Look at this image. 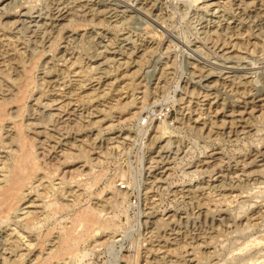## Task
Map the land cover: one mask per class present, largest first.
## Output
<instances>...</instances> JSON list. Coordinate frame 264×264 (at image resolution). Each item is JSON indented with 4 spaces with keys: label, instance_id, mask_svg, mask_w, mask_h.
I'll list each match as a JSON object with an SVG mask.
<instances>
[{
    "label": "rangeland",
    "instance_id": "obj_1",
    "mask_svg": "<svg viewBox=\"0 0 264 264\" xmlns=\"http://www.w3.org/2000/svg\"><path fill=\"white\" fill-rule=\"evenodd\" d=\"M7 1H1L0 7ZM13 1V6L21 4L17 11H26L19 6L31 8L30 14L37 21L31 24L39 25L36 29L32 25V33H25L20 27L7 25L14 16L0 17L1 50L10 51L19 60L17 63L26 68L36 56L32 74L35 87L28 105L54 112L56 106H43L46 101L71 100L74 109L83 114L98 106L108 111L106 117L95 114L96 120H104H99V124H113L112 129L104 125L91 132L75 135L72 131L64 135L82 140L81 157L73 164L63 163L53 174L52 165L65 161L60 149L57 154L53 153L52 158L57 157L48 159L45 170L40 173V176H47L43 185L35 182L37 192L32 191L19 203L23 210L16 215L20 217L2 224L6 234L11 233L13 239L19 238L22 251L29 247L31 256L46 255L52 242L46 241L41 250L40 245H35L36 237L42 238L49 228L55 227L46 238L53 240L64 225L71 224L75 210L91 207L101 212L100 220L108 221L109 228L96 235L94 231L84 233L72 257L54 261L55 264H165L168 261L167 264H181L182 258L176 260L174 257V260L168 254L167 261L163 250L202 241L210 246L200 252L201 259L195 264H264V241L244 248L250 240L264 237V115L258 111L255 116L260 117H250L252 126L244 133L234 135L218 128L209 133L199 130L211 118L226 117L223 113H230L227 110L230 106H241L238 102L240 93L249 91L254 97L264 98V10L260 15L255 11L260 8V3L246 9L238 0L226 5V0L202 3L196 0ZM222 1V7L213 6L208 10L205 6ZM218 7L221 12L211 15ZM38 14L42 17L37 18ZM62 17L64 19L60 20ZM77 20L87 21L85 25L74 27L72 22ZM225 39L236 48L219 50L223 49L221 43ZM41 43H46L48 48L39 56L38 51L43 48ZM240 44L245 47L241 48ZM50 45L53 46L51 49ZM101 54L106 57L102 59ZM97 65L100 69L95 67ZM206 72L212 74L205 76ZM200 75L204 76L201 78ZM238 76L243 81L240 82ZM87 77H93V80L82 83ZM81 83L86 86L76 91L75 96L70 94L69 90L73 93ZM206 84L213 85L206 87ZM37 97H41L42 103L36 106L34 99ZM213 102L217 104H210ZM262 102L257 101L264 104ZM198 113L203 122L199 123L200 128L189 118L195 119ZM12 126L11 120L4 123L3 137L10 134L6 131ZM160 127L165 128L163 133ZM122 133L128 136L124 141L108 138ZM95 137L99 145L94 150L97 153L88 156L86 143ZM0 151H3L0 153L2 183L8 170L1 169V160L9 149L1 148ZM79 152L80 149L76 153ZM160 155H167L168 164L159 169L166 171L159 181L158 177L155 179L159 171L156 172L153 166ZM77 167L82 172L79 176ZM121 183L126 188L121 189ZM77 193L81 195L75 210L69 208L53 214L46 208L58 194L71 203ZM226 198L228 207L221 203ZM208 203L219 205L210 217L205 218ZM25 211L38 212L40 222L31 233L14 223L22 221L23 214L20 213ZM156 220L172 222L159 231L161 236L168 233L167 240L158 238L157 233L151 235L152 227L156 226L152 223ZM101 241L104 242L99 243ZM182 263L188 264L184 260Z\"/></svg>",
    "mask_w": 264,
    "mask_h": 264
},
{
    "label": "bare ground",
    "instance_id": "obj_2",
    "mask_svg": "<svg viewBox=\"0 0 264 264\" xmlns=\"http://www.w3.org/2000/svg\"><path fill=\"white\" fill-rule=\"evenodd\" d=\"M1 1L3 2L4 0H0V2ZM203 1H207V0H196L195 2L202 3ZM234 1L235 0H226L225 5L227 3H230V2L233 3ZM238 1L242 5V7L244 6V7H246V9L247 8L251 9L252 7H256L260 3V5H261L260 8L259 9L257 8L255 10L257 14L261 13L262 10H264L263 9L264 8V0H238ZM7 2H6V4H4V5H2L0 7V17H3V18L4 17H8V16H14L15 17L14 20H10L11 22L7 23V25L9 24V27H10V25H11V27L13 26L14 28L20 27V30H23V32H25V33H27V32L30 33L31 32L32 33V31H33L32 25L34 26V28H35V26H39V25L31 24L34 21L37 22L36 18H33L35 16L30 14L31 11H32L31 8L29 9V7H26V6H19V7H22L23 9H25L26 11L25 12H23L22 10L17 11L18 5H21L19 2H18L19 4L17 3L18 4L17 6H15V5L13 6L12 5V3L15 2L13 0H9ZM223 3H224V1H222L220 4H217V2H210L209 4H206L205 6H206V8L208 10H210V9L213 8V6L222 7L221 5ZM240 4H238V5H240ZM224 7H226V6H224ZM229 8H231V7H229ZM238 8H239V6H238ZM238 8H236V9H238ZM219 9L214 10V12H212L211 15L216 16L218 13L221 12V9L220 10ZM262 13H264V12H262ZM63 14H62V16H63ZM230 14L232 15L231 12H230ZM257 14H255V15H257ZM50 16H52V15H50ZM36 17L40 18V17H42V15L38 14ZM222 18H223V16L221 17V21L224 19V18L223 19ZM236 18L238 19V16ZM63 19H64V17H62L60 20H63ZM77 21L78 22H74V23L72 22V25L74 27L85 25L87 20L86 21L85 20H81V21L77 20ZM225 21L227 22L226 19H225ZM64 27L65 26H63V28ZM227 28H228V24H227ZM229 29H230V27H229ZM20 30H19V33H20ZM255 32H256V30H255ZM253 34L254 33H251L252 36H253ZM254 36H256V35H254ZM227 40L228 39H225L224 41H222L223 43H221V45H222L221 47H223V49H219V50H224V49H227L229 47L233 48L234 45L231 44L232 42H230L229 40L227 41ZM216 43L217 42H215L214 45H216ZM245 43H247V41ZM41 44H43V43H41ZM45 44H43L41 46V47H43L42 50L38 51V54H40L39 56H42L44 53H46V49L48 47L46 48ZM52 44H53V46L56 45V44L54 45L53 42H52ZM249 44H251V43H249ZM53 46H51L50 49ZM240 46H241V44H240ZM242 46H244V45L242 44ZM242 46H241V48H242ZM234 48H236V45L234 46ZM238 48H240V47L238 46ZM11 49L14 50V48H11ZM252 51H253V49H252ZM9 52L10 51H8V50H1V48H0V58H1V61H2L0 63V149L1 148H3V149H5V148L7 149L8 148L9 149V153L4 155V158H2V160H1L2 163H3V166H1V169L7 168L8 174L4 177L3 182L0 183V264H55L54 261H66L67 257H70V258L72 257L74 251L78 247V242H79V240L81 239V237L83 236L84 233H88L89 231H94L95 232L94 235H96V234H99L98 232L100 230L109 228L108 227L109 226L108 221L100 220V213L101 212L99 213V211H96L95 209H93L91 207H88V208L86 207L85 209H77V210L74 209L80 202L81 193L75 194L74 195V197H75L74 200H70V201H74V202H71V203H69V202L63 200L62 198H60V195L58 194L57 196H55V198L52 201L49 202V204H47L46 208L48 207L52 211L51 213H53V214H56L57 212L59 213L60 211H65V210H67L69 208L72 209V210H75V211H74V214L71 217V221H70L71 224L69 226L64 225L62 227V229L58 232V235L53 240L49 241L46 238L51 236L52 230L55 227L49 228L47 230V232L45 234H43L42 238H37L36 237L37 242H36L35 245H40L41 250H43V247H44L46 241H48L47 243L52 242L51 243L52 245H51V247H49V251L46 253V255L39 254V255L31 256L32 250L29 247H27L26 251H22L21 246H23V244L20 243L21 241L19 240V238L13 239V237L10 236L11 233L10 234H6V232L3 230V225L2 224L13 221V218L17 219V218L20 217L19 215H16L17 212H19L20 210H23V209H21L19 207V203L23 199H25L27 196H29L32 193V191H36L37 192V190H36L37 186L35 185V187H34V183L35 182H39V186L43 185V183L45 182L44 178L47 177V176H45V175L40 176V173H42V171L45 170L44 167H45V165L48 164L47 160L52 158V154L53 153L56 152V154H57V150L60 149L59 153H62V157H64V159H65V161H63L60 164L54 161L55 163L52 165V166H54L52 168L53 171L51 172L53 174H56L58 172L59 166L62 165L63 163L66 162V163L73 164V163L77 162L76 160L81 157V155H82L81 143L84 144L82 142V140H78V138H75V137H73V138L64 137L65 134L67 135L68 133H70L72 131H75V133H76L75 135L80 134L81 132H84V131H86V133H87V132H91L93 129H97V127H102L104 125H106L105 128L112 129L113 124H108V123L107 124H99L100 123L99 120H103V119L101 118L99 120H96L95 119V117L97 115L96 113H100V114H102V116L104 115V117H106V114L108 113V111H106L104 109H101L98 106L95 107L93 110L86 112V114H83V113H79V111L77 109H74V104L72 103L71 100H69L68 102H64V101H59V99L55 98L53 100L46 101V103H44L43 106L44 107H48V108H52V107L56 106L55 107L56 111H54V112H46V111L44 112V111H41V109L34 108L32 106L33 104L32 105H28L27 101H28L29 98L32 97V92H33L34 87H35L34 86L35 82L32 79V74H33V71L35 70V67H36V62H35L36 56L31 58L32 60H30L31 61L30 62V66H29V68H26L25 66L19 65L18 64L19 60L17 58H15V56H13L14 54L12 55ZM38 54H37V56H38ZM103 55H105V54H103ZM101 56H102V54H101ZM103 57H106V56H102L101 58L103 59ZM224 57L227 58L226 55ZM93 58H95V57H93ZM228 58H230V56ZM104 59H106V58H104ZM106 60H104V61H106ZM5 63H7V64L5 65ZM5 66H7V68H4ZM95 67L97 68L98 65L95 66ZM201 69L202 68H200V73L203 74V72H201ZM96 70L97 69H95V71ZM105 71H107V70H105ZM202 71H203V69H202ZM209 72L208 73L206 72L205 76H208V75L212 74V73L210 74ZM105 73L107 74V72H105ZM109 73H110V71H109ZM100 74L101 73H99L98 76H100ZM165 74H166V72H165ZM244 75H246V73ZM101 76H103V75H101ZM193 76H195V75H193ZM203 76L204 75H202V77ZM200 77H201V75H200ZM160 78H162V77H160ZM92 80H93V77L92 78L91 77H87L86 79H84V81L82 83H85V81H90L91 82ZM98 80H100V78ZM225 80H226V78H225ZM231 80H233V79H231ZM101 81H100V83H101ZM214 81L216 82L217 80H214ZM214 81L213 82L211 81V82L213 84H215ZM228 81H230V79ZM241 81H243V80H241V78H240V82ZM231 82H233V81H231ZM82 83L81 84H77V85H79L78 88H74L77 85L73 87L74 88L73 89V93H71V91L69 90L70 94H72L73 96H75V94H78V93H76V91L81 90L84 86H86L85 84H82ZM213 84H206V87H207V85H210V87H211V85H213ZM107 85H109V84H107ZM164 86H165V84H164ZM185 86H187V85H185ZM90 88H92V87H90ZM183 89H186V88H183ZM237 89H239V88H237ZM192 90H191V92H192ZM92 91H95V89H93ZM186 91H188V90H186ZM244 91H246V90H244ZM251 93L252 92H249V91H248V93L247 92L243 93L244 96H243V94L241 95V93L239 94L240 98H243L242 100H239L240 98L238 99V102H240L242 104L241 106L238 104L236 108L232 107V106H230L231 108H229V109L226 108L227 110L230 111V113L228 112L227 115H226V113H223V114H224V116L230 117V118H226V117L222 118L221 117L219 119V117L215 116V118L217 117V119L214 120V119L211 118L209 122L207 121V123H203L202 121H200L202 119L201 118L202 116L200 115L201 113H198L199 115L195 119H193L194 117L192 118V116L189 117V118H190V120H192L193 124L196 123V125H199V123L202 122L203 123L202 127H201V125H199V127L198 126L197 127L198 128L201 127L199 130L200 131L204 130L205 132L207 131V133L212 132V130L215 129V128L224 129L228 133H232L234 135L235 134H239V133L248 132V131H246V129H248V128H250L252 126L251 125L252 121L250 119L253 116L255 118L260 117L259 115L255 116V114L258 111L261 112L260 115H264V104L257 103V101L258 102L264 101V98H261V96H259V95L254 97V95L251 94ZM204 94H205V92H204ZM190 95H191V93H190ZM211 96H213V95H211ZM202 97L205 98L204 95ZM262 97H264V96H262ZM200 98H199V100H200ZM209 98H211L210 95H209ZM209 98H208V100H209ZM214 98L216 99V97H214ZM215 99H212V101L215 100ZM256 99H257V101H256ZM34 100L36 101V106L42 103L41 97H39V98L37 97ZM77 101H79V100H77ZM210 101H211V99L209 100V102ZM118 103H120V102H118ZM210 104H217V103L213 102V103H210ZM114 105H116V104H114ZM209 107H211V106L209 105ZM259 107H260V109H257ZM224 108H221V109H224ZM218 110H219V108H218ZM218 110H216V111H218ZM193 111H195V110H193ZM99 117H100V115H99ZM8 120H11L13 122L14 126H12V128H10V130L6 131V133H10V134L8 136H6V137H3V134H2L1 131H2L3 127H4V123L6 121H8ZM103 122H104V120H103ZM160 129L161 130L163 129L162 131L160 130L163 133L165 128L164 127L163 128L160 127ZM54 133H56L57 136ZM125 135L123 136V133H122V134L116 135L115 137H112V138L108 137V138L110 140H115V141H119V140H123L124 141V140H126L128 138V136H125ZM153 137L155 139L156 136H153ZM3 138H5V139H3ZM109 139H108V141H109ZM120 142H122V141H120ZM86 144H87V147H88V149L86 150V153H88V156H91L93 153L94 154L97 153V152L94 151L99 146V145H97L98 142L96 140V137L93 138V139L89 138ZM82 146H84V145H82ZM79 149H80V152L76 153L77 150H79ZM2 152L3 151H0V153H2ZM255 154H257V153H255ZM257 155H259V154H257ZM261 155H263V154H261ZM166 156L167 155L158 156L160 158L159 160H156V158H154L156 161H154L155 165L154 166L152 165V166L154 167L153 169L156 172L159 171V169H162V168L164 169V167L168 164V160H167ZM56 157H54L52 159H55ZM161 164H162V166H159ZM76 170L78 172L81 171L80 167H77ZM166 170H169V167H167ZM165 172L166 171H162V170L157 172L156 175H155V179L158 177L159 181H160V179L162 180L163 175L165 174ZM250 172H252V171H250ZM81 173L79 172L78 176L81 175ZM210 187H212V186H210ZM29 189L31 191L25 192V190H29ZM211 190H212V188H211ZM237 195H239V193ZM228 201L229 200L226 198L221 203L224 206L228 207V203H229ZM218 205L219 204H210V203H208V207H207V209L205 211V218L210 217V215L212 213H214V209H217ZM198 213H199V211H198ZM20 214H23L22 215L23 216L22 221L17 220L14 223L18 224V226L22 227L23 229H26L30 233L32 231H34L32 228L33 227L35 228L36 225L40 222V221H38V219H39L38 212L37 211L36 212L35 211H25V212L20 213ZM202 214H204V213H202ZM220 215H222V214H220ZM254 215H255V213H254ZM225 218H226V216L223 219H225ZM171 223L168 222V221H165V220H156L155 222L152 223V224H154L156 226L154 228L152 227V229L150 231L151 235L153 236V234L157 233L158 234V236H157L158 238H165V240H167L168 239L167 238L168 237V235H167L168 233L166 234L164 232L165 233L164 236L163 235L161 236L159 234V231H160V229L163 230L164 227H166L168 225H171ZM210 225H211V220H210ZM218 226H220V225H218ZM171 230H173V229H171ZM205 233H206V231H205ZM207 234H208V231H207ZM169 235H173V234H169ZM202 235L203 234H201V236ZM197 237H198V234H197ZM197 237H196V239H197ZM178 238H180V237H178ZM208 239H209V236H208ZM263 241H264V237L263 238H261V237L255 238L253 240H250L248 243H246L244 245V248H246L247 246H249L250 244H253V243L261 244V243H263ZM103 242L104 241H101L99 243H103ZM189 243L190 244H188V245L186 244V245H183V246L178 247V248L170 249L171 248L170 247L169 249H166V251L163 250L162 253H165V259L167 257L166 254H168V256L171 255L173 257V259L175 257L176 260H179L180 258H182L181 264H183L182 263L183 260L186 263H188V264L198 263L200 261V259H201L200 252L202 250L208 248V246H210V244L208 242L205 243L203 241H202V243L198 242L199 244H196V242L195 243L189 242ZM28 245L31 246L32 244L29 243ZM180 245H182V243ZM205 255H207V254H205ZM170 258H169V260H170ZM167 263H165V264H167Z\"/></svg>",
    "mask_w": 264,
    "mask_h": 264
},
{
    "label": "built area",
    "instance_id": "obj_3",
    "mask_svg": "<svg viewBox=\"0 0 264 264\" xmlns=\"http://www.w3.org/2000/svg\"><path fill=\"white\" fill-rule=\"evenodd\" d=\"M119 186H120V188H121V189H124V188H126V185H125V184H123V183H121Z\"/></svg>",
    "mask_w": 264,
    "mask_h": 264
}]
</instances>
